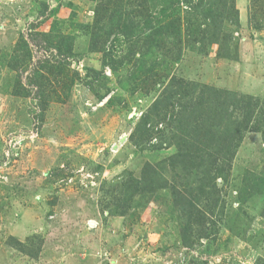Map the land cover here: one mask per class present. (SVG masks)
<instances>
[{"label":"rangeland","instance_id":"1","mask_svg":"<svg viewBox=\"0 0 264 264\" xmlns=\"http://www.w3.org/2000/svg\"><path fill=\"white\" fill-rule=\"evenodd\" d=\"M224 92L264 109V0H0V264H264L263 134L190 167Z\"/></svg>","mask_w":264,"mask_h":264},{"label":"trees","instance_id":"2","mask_svg":"<svg viewBox=\"0 0 264 264\" xmlns=\"http://www.w3.org/2000/svg\"><path fill=\"white\" fill-rule=\"evenodd\" d=\"M159 31H155L158 33ZM183 84H188L184 80L180 81L179 84L182 86ZM180 88H174L171 86L169 97L172 98L177 96L180 93ZM215 94H220L219 90L213 91ZM231 94L230 101L225 102L218 100L214 101V111L217 110V115L213 117V126H211L210 130L207 131V139L203 143H199L198 150L201 152H206V158L202 159L203 162L201 164H197V166L190 165L193 167L192 169L202 170L203 176L199 177L198 189L203 193H208L207 189L211 185H215L216 179L221 175H224V166L228 165V162H232L234 159L239 146L241 145L244 135L250 129H253L256 132H261L264 137V109H261L258 112V106L255 103H251L252 97L247 95H238L236 93L224 92V94ZM221 98V97H220ZM161 104V101L159 105ZM198 104H202L205 106L204 108L211 112V107L213 108L212 102H200ZM207 104V106L205 105ZM158 106L154 105V109ZM163 106V105H162ZM161 106V107H162ZM176 106V105H175ZM173 106V107H175ZM228 106V107H227ZM198 105L192 106L191 109L194 112L197 109ZM183 111V107L179 110L178 114L180 115ZM257 119V123L252 125V121ZM258 119H260L258 121ZM261 123V124H260ZM188 148V144L186 145ZM190 148L194 149V146L190 145ZM184 153H175L170 157V160L174 162L177 159L185 158L189 155ZM189 159L196 160L193 154L189 156ZM158 166V167H157ZM188 167V166H187ZM200 167V168H198ZM163 177V172L159 168V164L156 166L153 164H146L143 169V178L142 182L145 183L142 188V191L152 192L158 189L160 186H167L168 180L165 179L162 183H160V178ZM160 183V184H159ZM168 183V184H167ZM136 183L132 184L133 190L137 191ZM178 187H174L176 200L175 202L178 204V198L180 197V191L177 189ZM133 191V192H135ZM179 194V195H178ZM190 205V203H189ZM190 207V216L191 219L195 216L194 212ZM123 211V210H122ZM123 213V212H122ZM201 213V212H200ZM203 215V214H202ZM182 240L185 244H189L190 237L188 235V225L182 230Z\"/></svg>","mask_w":264,"mask_h":264}]
</instances>
